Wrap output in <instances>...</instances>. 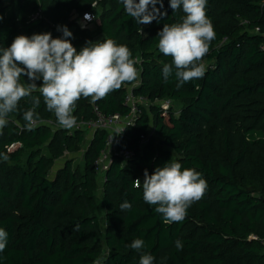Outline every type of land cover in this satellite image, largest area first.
<instances>
[{
	"label": "trees",
	"instance_id": "1",
	"mask_svg": "<svg viewBox=\"0 0 264 264\" xmlns=\"http://www.w3.org/2000/svg\"><path fill=\"white\" fill-rule=\"evenodd\" d=\"M148 11L155 19L143 24L120 0H0V47L18 35L64 38L58 26H66L77 52L110 38L139 58L137 81L95 103L77 102V123L127 115L129 91L149 103L154 123L142 142L150 117L139 104L117 141L132 151L128 161L114 155L99 174L107 132L97 130L79 163L67 159L53 172L56 160L81 149L86 129L62 128L42 97L37 125L28 129L23 113L32 105L22 99L0 130V228L8 234L0 264H93L104 251L101 264H139L142 253L153 264H264V0H207L215 39L202 60L206 72L179 89L174 73L164 82L172 58L160 53L158 33L185 13L169 0H155ZM86 13L93 20L82 26ZM164 100L178 106L164 111L156 105ZM169 161L200 172L207 189L182 222L165 224L134 180L142 184L145 169L151 175ZM124 201L130 210H121ZM135 239L145 242L141 252L129 247Z\"/></svg>",
	"mask_w": 264,
	"mask_h": 264
},
{
	"label": "clouds",
	"instance_id": "2",
	"mask_svg": "<svg viewBox=\"0 0 264 264\" xmlns=\"http://www.w3.org/2000/svg\"><path fill=\"white\" fill-rule=\"evenodd\" d=\"M126 13L137 23L148 24L155 15L148 11V5L155 0H120ZM170 7L176 11L182 7L185 13L182 22L165 24L158 33V49L164 56L172 58L163 66L162 75L167 83L174 73L179 89L194 79H202L206 72L203 58L209 52L215 32L206 15L207 0H169ZM85 18H90L85 14ZM2 19V17H0ZM64 38H53L50 32L42 34L18 35L9 47H0V130L8 124L10 114L18 110L22 99L30 98L31 107L24 111L26 127L37 125L36 109L41 97L48 112L54 113L58 124L67 130L77 125L73 112L77 102L91 98L95 103L109 93L119 90L124 83L132 84L139 78L136 67L139 58L133 59L126 45H118L113 39L102 42H87L79 52L68 37L72 33L66 26H58ZM27 76L30 83H22ZM42 80L37 85L36 81ZM39 93V95H33ZM7 159V157H4ZM143 190V200L155 206L165 224L182 222L187 209L199 201L207 182L194 168H184L180 162L169 161L157 167L150 175L145 169L144 179L134 180V187ZM121 210H130L131 203L124 201ZM74 231L79 230L76 225ZM7 232L0 228V252L7 245ZM145 242L135 239L129 247L141 252ZM177 250L183 249V242L175 241ZM154 257L142 253L139 264H153Z\"/></svg>",
	"mask_w": 264,
	"mask_h": 264
},
{
	"label": "built area",
	"instance_id": "3",
	"mask_svg": "<svg viewBox=\"0 0 264 264\" xmlns=\"http://www.w3.org/2000/svg\"><path fill=\"white\" fill-rule=\"evenodd\" d=\"M89 16L90 18L86 19L85 14L83 15L82 22L85 25L93 20V16L91 14H89ZM126 102L130 107V112L125 116H121L119 114H113L110 116L98 115L95 120L80 122L75 126L79 129H90L93 131V133H95L97 130H103L107 132L105 149L102 151L101 156L95 162V167L97 171L100 172L99 174L104 173V170L107 168L112 156H120L123 162H126L131 157H133L132 151L118 148V137L124 131V128L126 126L134 123L135 118L140 113V110L138 108L139 104L148 102L142 97H134L131 91L127 93ZM160 107L164 111H166L170 106L161 104ZM153 133V131L148 130L147 135L141 136L142 142L146 141L148 135H152ZM101 178L103 180V177Z\"/></svg>",
	"mask_w": 264,
	"mask_h": 264
},
{
	"label": "rangeland",
	"instance_id": "4",
	"mask_svg": "<svg viewBox=\"0 0 264 264\" xmlns=\"http://www.w3.org/2000/svg\"><path fill=\"white\" fill-rule=\"evenodd\" d=\"M82 26H85V24L82 22L81 23ZM89 28L90 29H93V25L92 24H89ZM143 104V107L145 109V111L148 113L149 117H150V123H149V129L150 131H154V127H153V115L152 113L150 112V105L148 103H142ZM168 105L170 107L174 106V107H177L178 104L173 102V101H159L156 103V105ZM172 105V106H171ZM165 120L167 118H164ZM92 136H93V131L90 130V129H87L84 131V141H83V144H82V147L80 150H78L77 152H66L65 155H63L60 159L56 160L55 161V164L52 168V171L55 172L56 169H58L59 167H61L63 165V163L65 162V160L67 159H72L74 160V165H76L77 163L80 162V160L82 159V154L84 152V149L86 148V146L89 144V142L91 141L92 139ZM46 152V151H45ZM26 156L23 155V158H25ZM99 184L101 186L102 184V178L100 177L99 178ZM101 223H102V220H101ZM105 257V251L102 253L101 255V258H99L95 263L93 264H101L102 263V260L104 259Z\"/></svg>",
	"mask_w": 264,
	"mask_h": 264
}]
</instances>
